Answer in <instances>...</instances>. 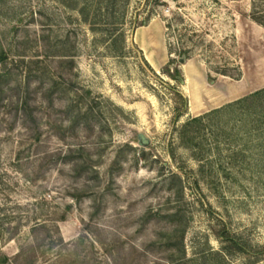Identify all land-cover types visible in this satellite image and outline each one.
Segmentation results:
<instances>
[{
    "label": "rangeland",
    "instance_id": "obj_1",
    "mask_svg": "<svg viewBox=\"0 0 264 264\" xmlns=\"http://www.w3.org/2000/svg\"><path fill=\"white\" fill-rule=\"evenodd\" d=\"M263 88L264 0H0V264H264Z\"/></svg>",
    "mask_w": 264,
    "mask_h": 264
},
{
    "label": "bare ground",
    "instance_id": "obj_2",
    "mask_svg": "<svg viewBox=\"0 0 264 264\" xmlns=\"http://www.w3.org/2000/svg\"><path fill=\"white\" fill-rule=\"evenodd\" d=\"M155 25L154 23H151L148 27H146L144 29V42H148L149 44H151L152 42L153 43H156L157 42V39H156V34H155ZM142 42V41H141ZM147 45V43H145ZM144 47V52L146 54V56L149 58V60L155 64V61L153 59V56L150 52V50L147 48V46L143 45ZM190 83V82H189ZM262 84V83H261ZM189 86V85H188ZM217 89V88H216ZM190 92V91H189ZM226 95V94H225ZM195 98V95L192 94V99ZM189 107V106H188Z\"/></svg>",
    "mask_w": 264,
    "mask_h": 264
},
{
    "label": "trees",
    "instance_id": "obj_3",
    "mask_svg": "<svg viewBox=\"0 0 264 264\" xmlns=\"http://www.w3.org/2000/svg\"><path fill=\"white\" fill-rule=\"evenodd\" d=\"M262 94H264V88H263V89H260V90H257V91H255V92L249 94V95L246 96L245 98L239 99L238 101H242V100H246V99H255V98L260 97ZM181 100L185 103V99H184V98L181 97ZM226 240L229 241V240H231V239H230L229 237H228V238L226 237ZM232 241H233V240H232ZM232 241H231V242H232ZM2 260H3V261H7V260H8L7 256H3V257H2Z\"/></svg>",
    "mask_w": 264,
    "mask_h": 264
},
{
    "label": "water",
    "instance_id": "obj_4",
    "mask_svg": "<svg viewBox=\"0 0 264 264\" xmlns=\"http://www.w3.org/2000/svg\"><path fill=\"white\" fill-rule=\"evenodd\" d=\"M185 60H186V59H185L184 56H182V57L180 58V62H185ZM137 139H138V144H139L140 146H146V145L149 144V139H148L144 134H142V133H139V134H138Z\"/></svg>",
    "mask_w": 264,
    "mask_h": 264
}]
</instances>
